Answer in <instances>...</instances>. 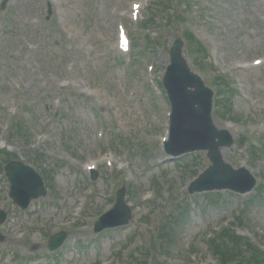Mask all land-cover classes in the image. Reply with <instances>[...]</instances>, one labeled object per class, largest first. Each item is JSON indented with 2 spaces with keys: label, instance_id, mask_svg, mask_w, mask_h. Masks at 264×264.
Returning <instances> with one entry per match:
<instances>
[{
  "label": "rangeland",
  "instance_id": "374dc122",
  "mask_svg": "<svg viewBox=\"0 0 264 264\" xmlns=\"http://www.w3.org/2000/svg\"><path fill=\"white\" fill-rule=\"evenodd\" d=\"M137 1L146 0H55V13L48 19L46 0H14L9 21L0 25V136L7 139L10 152L43 176L48 189L47 196L22 210L9 197L10 184L0 172V207L8 212L1 228L6 240L0 244V264H25L34 258L40 264H105L136 236L149 243L155 236L153 245L139 249L124 264H135L140 253L153 257L149 263L143 254L140 264H219L207 239L224 227L247 236L249 247L238 245L241 255L252 250L264 264V184L245 195L228 190L189 194L194 176L211 165L207 152L171 159L157 148L166 134V115L158 116L149 105L144 62L136 68L125 66L120 58L128 61L132 54L123 55L117 48L119 22L137 29L129 17ZM178 4L184 19L179 18L177 26L152 28L154 37L156 31L165 36L157 39L154 72L165 73L174 40L192 31L210 58L188 38L184 54L208 86L215 92L214 83L219 86L213 117L219 128L229 129L235 137L233 147L221 149L226 152L223 158L233 167H247L258 185L264 183V151L252 143L261 144L264 137V66L235 67L264 55V0H178ZM211 57L218 62L219 74L226 72L232 81V92L231 86H222L227 80L216 81ZM141 68L135 78L133 73ZM65 70L66 79L75 84L68 89L60 86ZM163 97L156 98L159 106ZM163 104L167 113L169 104ZM14 113L21 116L22 132L30 130L26 139L10 137L7 128ZM101 144L112 149L108 159L114 168L107 156L99 155ZM92 161L99 162L100 169L90 183L86 165ZM117 166L122 168L120 174ZM122 183L131 222L94 233V223L112 207ZM88 192L92 194L85 202L83 193ZM157 222L169 227L166 235L163 230L156 235ZM60 230L68 238L51 252L49 237ZM192 251L197 252L196 259L188 262ZM242 259L235 257L226 264H254L250 258Z\"/></svg>",
  "mask_w": 264,
  "mask_h": 264
},
{
  "label": "water",
  "instance_id": "95a60500",
  "mask_svg": "<svg viewBox=\"0 0 264 264\" xmlns=\"http://www.w3.org/2000/svg\"><path fill=\"white\" fill-rule=\"evenodd\" d=\"M182 43L172 49V66L165 79L166 87L174 104L173 127L168 150L175 155L193 150H208L213 165L196 181L191 192L205 190L231 189L241 193L251 191L255 179L244 169L236 171L223 161L220 148L231 146L233 140L228 132L219 131L211 117L212 94L205 88L202 81L192 74L182 57ZM189 88H195L194 91ZM8 176L12 182V196L17 203L26 208L33 198L45 194L43 181L30 169L20 164H11ZM29 171V172H27ZM125 191L119 193L118 203L113 211L102 220L115 219L97 225V231L107 227L127 224L131 219V211L124 202ZM5 215L0 213V225ZM65 236H59L51 243V249L59 247ZM3 237L0 235V242Z\"/></svg>",
  "mask_w": 264,
  "mask_h": 264
},
{
  "label": "trees",
  "instance_id": "16d2710c",
  "mask_svg": "<svg viewBox=\"0 0 264 264\" xmlns=\"http://www.w3.org/2000/svg\"><path fill=\"white\" fill-rule=\"evenodd\" d=\"M244 243H248L245 238L230 231H224L217 240L213 241V248L217 254H220L225 260H228L241 256V249H239L238 245H244ZM250 259L254 264H261L259 256L254 255V253Z\"/></svg>",
  "mask_w": 264,
  "mask_h": 264
},
{
  "label": "bare ground",
  "instance_id": "6f19581e",
  "mask_svg": "<svg viewBox=\"0 0 264 264\" xmlns=\"http://www.w3.org/2000/svg\"><path fill=\"white\" fill-rule=\"evenodd\" d=\"M225 153H226L225 150H223V151H222V154H225Z\"/></svg>",
  "mask_w": 264,
  "mask_h": 264
}]
</instances>
